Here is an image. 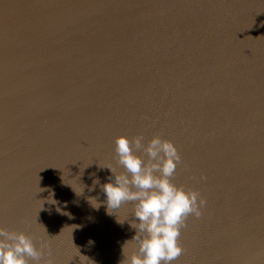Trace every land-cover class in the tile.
Returning a JSON list of instances; mask_svg holds the SVG:
<instances>
[{
    "label": "water",
    "instance_id": "95a60500",
    "mask_svg": "<svg viewBox=\"0 0 264 264\" xmlns=\"http://www.w3.org/2000/svg\"><path fill=\"white\" fill-rule=\"evenodd\" d=\"M120 135L172 141L206 201L172 264H264V0H0V226L41 264L123 259L132 202L93 198Z\"/></svg>",
    "mask_w": 264,
    "mask_h": 264
},
{
    "label": "clouds",
    "instance_id": "9594fccd",
    "mask_svg": "<svg viewBox=\"0 0 264 264\" xmlns=\"http://www.w3.org/2000/svg\"><path fill=\"white\" fill-rule=\"evenodd\" d=\"M114 152L121 170L104 166L111 173L100 185L105 199L93 198L97 202L95 207L106 205L108 214L113 212L110 209L132 202V219L117 221L121 224L127 221L135 230L121 246L123 259L119 264H172L183 252L179 243L181 228L189 215H201L206 201L199 192L172 182L171 177L181 163L172 141L154 135L145 144L142 135L131 139L120 135L115 139ZM98 183L99 178L93 180V185ZM129 241L134 242L133 249L125 254L124 248ZM49 254L47 240H41L37 247L25 232L0 226V264H29V258L33 264H41ZM44 264L52 262L47 260Z\"/></svg>",
    "mask_w": 264,
    "mask_h": 264
}]
</instances>
